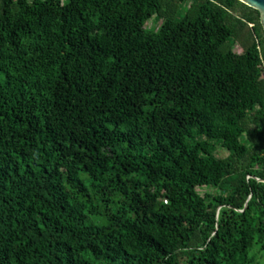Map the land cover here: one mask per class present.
Masks as SVG:
<instances>
[{"label": "trees", "instance_id": "obj_1", "mask_svg": "<svg viewBox=\"0 0 264 264\" xmlns=\"http://www.w3.org/2000/svg\"><path fill=\"white\" fill-rule=\"evenodd\" d=\"M263 181L257 11L0 0V264H264Z\"/></svg>", "mask_w": 264, "mask_h": 264}, {"label": "water", "instance_id": "obj_2", "mask_svg": "<svg viewBox=\"0 0 264 264\" xmlns=\"http://www.w3.org/2000/svg\"><path fill=\"white\" fill-rule=\"evenodd\" d=\"M241 4L258 12L259 23L264 35V0H237ZM260 181V180H258ZM264 182V181H263Z\"/></svg>", "mask_w": 264, "mask_h": 264}, {"label": "rangeland", "instance_id": "obj_3", "mask_svg": "<svg viewBox=\"0 0 264 264\" xmlns=\"http://www.w3.org/2000/svg\"><path fill=\"white\" fill-rule=\"evenodd\" d=\"M188 5H189V2H187V3H185L184 4V7H188ZM182 7H183V5H182ZM181 8V7H180ZM162 19H158V18H156L155 16H153L152 18H150V20L146 23V27L147 28H149V29H153L154 31H156L158 28H159V26L161 25V23H162ZM237 51H239L238 49H237ZM225 154L221 151V150H219V152H218V156H224ZM197 192L200 194V195H203L205 192H212V189H206V188H198L197 189Z\"/></svg>", "mask_w": 264, "mask_h": 264}]
</instances>
